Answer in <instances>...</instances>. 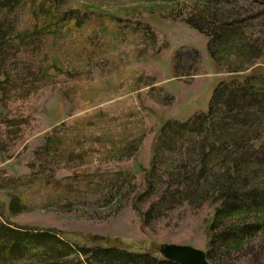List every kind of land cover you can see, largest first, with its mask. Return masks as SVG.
I'll return each instance as SVG.
<instances>
[{
    "label": "rangeland",
    "instance_id": "1",
    "mask_svg": "<svg viewBox=\"0 0 264 264\" xmlns=\"http://www.w3.org/2000/svg\"><path fill=\"white\" fill-rule=\"evenodd\" d=\"M1 226L264 264V0H0Z\"/></svg>",
    "mask_w": 264,
    "mask_h": 264
},
{
    "label": "trees",
    "instance_id": "2",
    "mask_svg": "<svg viewBox=\"0 0 264 264\" xmlns=\"http://www.w3.org/2000/svg\"><path fill=\"white\" fill-rule=\"evenodd\" d=\"M168 123L164 121L161 129L167 126ZM176 125L182 127V125ZM220 211V209H215L213 218L208 225L209 229L216 223L214 222L215 217L217 221V216ZM102 239H96V236H93L89 240L91 242L90 245L80 244L79 242L69 241L59 236L54 230L41 228L21 229L1 226L0 257H4L5 259H10L12 256L21 257L28 250V246L34 245L40 249L41 253L46 254L48 257H62L66 251L68 253H75L76 256L90 254L92 260H97L98 264H117V262L120 264H177L163 257L160 253L150 250H133L123 246L102 244ZM57 244L61 245V248H57ZM208 254L209 251H206L207 257Z\"/></svg>",
    "mask_w": 264,
    "mask_h": 264
},
{
    "label": "water",
    "instance_id": "3",
    "mask_svg": "<svg viewBox=\"0 0 264 264\" xmlns=\"http://www.w3.org/2000/svg\"><path fill=\"white\" fill-rule=\"evenodd\" d=\"M159 252L178 264H211L202 249L190 244L162 243Z\"/></svg>",
    "mask_w": 264,
    "mask_h": 264
}]
</instances>
